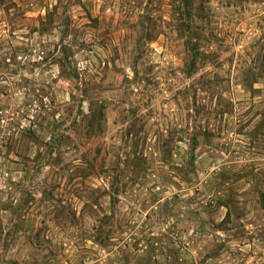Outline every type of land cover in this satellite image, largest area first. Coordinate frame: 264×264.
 I'll return each instance as SVG.
<instances>
[{
	"label": "rangeland",
	"instance_id": "374dc122",
	"mask_svg": "<svg viewBox=\"0 0 264 264\" xmlns=\"http://www.w3.org/2000/svg\"><path fill=\"white\" fill-rule=\"evenodd\" d=\"M0 264H264V0H0Z\"/></svg>",
	"mask_w": 264,
	"mask_h": 264
}]
</instances>
